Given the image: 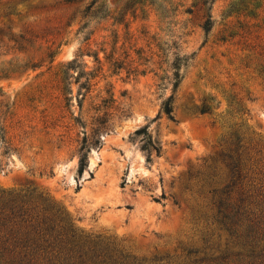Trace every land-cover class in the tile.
I'll return each mask as SVG.
<instances>
[{"label":"rangeland","instance_id":"1","mask_svg":"<svg viewBox=\"0 0 264 264\" xmlns=\"http://www.w3.org/2000/svg\"><path fill=\"white\" fill-rule=\"evenodd\" d=\"M203 1L0 0V191L48 197L147 264L221 251L212 217L237 139L243 190L264 192V0ZM104 116L80 176L78 143Z\"/></svg>","mask_w":264,"mask_h":264},{"label":"trees","instance_id":"2","mask_svg":"<svg viewBox=\"0 0 264 264\" xmlns=\"http://www.w3.org/2000/svg\"><path fill=\"white\" fill-rule=\"evenodd\" d=\"M102 0H93L89 10ZM132 5L153 4V0H129ZM128 2V3H129ZM203 5L207 1L202 2ZM103 7V5H99ZM88 9V8H87ZM211 8H209L210 10ZM212 28L208 14L202 25L205 34ZM186 59L175 54L170 64L169 81L175 91L181 80L180 67ZM74 61L69 63L64 80L70 71L77 69ZM82 74V73H81ZM80 77V74H79ZM87 79L81 88L88 89ZM172 96L162 103V112L172 120ZM205 109L201 110L204 113ZM106 115V114H105ZM97 117L90 133H83L78 143V175L87 168V155L91 148L100 144V134L108 131V122ZM78 122V120H77ZM79 124L81 122L79 121ZM143 131H136L139 134ZM239 140L230 144L229 151L221 159L229 170L228 182L215 206L213 220L218 230L227 234L224 248L217 254L210 252L198 256L191 252L188 264H264V192L261 187L254 193L244 191L243 180L247 173L242 171L251 160L239 153ZM157 153L159 148L146 143ZM234 195V196H233ZM0 264H147L127 253L112 241H102L81 235L73 227L67 214L48 197L0 191ZM151 264V263H149Z\"/></svg>","mask_w":264,"mask_h":264}]
</instances>
